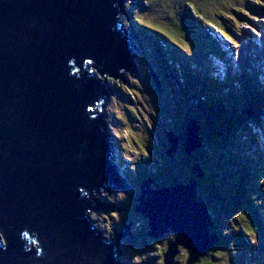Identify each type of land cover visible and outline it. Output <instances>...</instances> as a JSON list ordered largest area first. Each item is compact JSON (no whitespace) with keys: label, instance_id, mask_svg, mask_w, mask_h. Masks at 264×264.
<instances>
[{"label":"water","instance_id":"water-1","mask_svg":"<svg viewBox=\"0 0 264 264\" xmlns=\"http://www.w3.org/2000/svg\"><path fill=\"white\" fill-rule=\"evenodd\" d=\"M122 8V0H0V264H121L90 212L113 209L92 193L118 181L97 107L102 76L121 81L122 70L134 71ZM195 122L185 125L186 154L201 145ZM166 136L171 156L178 139ZM150 182L134 210L148 235L176 234L163 264L174 263L180 246L206 253L217 235L196 179L157 189Z\"/></svg>","mask_w":264,"mask_h":264},{"label":"rangeland","instance_id":"rangeland-1","mask_svg":"<svg viewBox=\"0 0 264 264\" xmlns=\"http://www.w3.org/2000/svg\"><path fill=\"white\" fill-rule=\"evenodd\" d=\"M250 1L247 0V2ZM252 3L262 6L261 8L252 7L259 12V18L249 17L248 20L245 17H240L239 20L234 18L236 22L228 19L229 22H226V24L234 30L233 33L228 34L229 32L223 30L215 20H209L205 13L199 11L202 5L200 2L197 4L195 0L122 1L124 11L119 13L118 20L123 26L122 29L131 36L133 42L131 61L135 72L123 71L124 79L121 78V81L108 75L104 76L106 81L109 82L111 90L108 93V100L103 104L100 111L104 121H108L107 126L114 147V161L117 164L115 174H119L122 188L115 184L109 187V190L100 189V193H96V198L102 201L104 205L107 202H112L113 209L107 213L90 212L95 229L104 237L114 240L121 264H162L163 255L161 250L167 249L169 240L173 239L176 234L169 229L162 231V234L158 237L148 235L146 233L148 230L147 220L134 210L133 207L136 204L134 199L139 195L140 186L145 180L151 179L150 185L156 187L161 183L169 184L170 182L183 181L185 173H190V178L194 177L193 167L189 162H186V159L189 161L191 158L198 159L209 176H217L220 180L219 183L222 182L228 189L231 185L234 186L233 198L234 196L238 197V195L241 197V192L244 190L246 197L250 196L253 200L262 202L259 206L264 208V203L261 200V187L262 192L264 190V118L252 117L249 129L244 122L243 129L241 128L235 134L230 133L241 127L239 124H242V122H238L248 113L249 106L253 101L250 95L256 96L255 92H251L248 77L241 74L238 78L239 83H244L240 100L235 101V99L232 100V98L226 97L223 105V103L218 102L207 104L209 102H206L205 98H201V101L206 102L203 103V107L194 108L190 103L187 104L188 102L182 105L179 99L184 98L185 92L188 93L191 90H185L186 83L179 82L172 70H170L171 74L169 73V63L165 61L164 54L166 51L159 47V43L173 40L174 36L166 28L169 27L171 20L176 19L179 26H182L187 16L189 22L191 17L194 16L202 21V29L209 37L216 39L217 45L222 49L223 54L230 58L229 65L231 68L229 71L234 75L241 72L242 66H247L250 69L248 72L252 75L251 77L257 80L259 87L257 90H259V93L260 91L264 92V0ZM183 4L190 7L192 16L190 14L186 15V10L182 8ZM223 4L226 6L225 3ZM240 5L242 7L239 9L243 13L253 14L249 9V4L242 5L241 3ZM236 9H238V6L232 4L226 7V12H232ZM131 16L140 23V27L135 30H133L135 26ZM230 17L232 18L231 13ZM209 22H213L220 27L230 39L222 36ZM153 31L160 33V35L153 33ZM184 33L185 35H196L191 29ZM174 39L178 40L177 43L185 51L193 52L195 56L199 54L195 47L191 49V45L185 42L184 38L174 37ZM210 59L215 76L217 79H223L222 67L227 68L225 63L216 59V57H210ZM153 75H157L158 83H156ZM225 89L227 90V88ZM193 96L196 97L197 95L194 94ZM193 96L189 97L191 103L195 101ZM215 106L216 109L213 108ZM177 107L179 108L178 111ZM176 117L178 118L177 122L180 121V125L191 121V119L194 122L197 120L196 122L200 126L197 133L204 140L210 152L209 154L203 155L200 148L195 147L191 150V154L180 156L179 149L176 148L175 151L171 152V156H167L166 152L170 145L165 131L169 132L168 130L175 126H170V123L174 124ZM237 133L244 136L245 147L243 149L248 151L251 158L255 157V163L252 162L249 168L244 169V171L237 170L234 174L233 172L236 170L232 171V168H237V165L231 164V168L228 166L223 168L221 158L222 155H231L233 150H237L238 145L233 143ZM182 137H184L183 132ZM212 150H215V154L210 158L208 155H212ZM257 151L260 158L256 156ZM195 169L198 174L199 169H197V166ZM147 171H153L154 174L151 176ZM145 175L155 178L143 180ZM121 178H124L123 181ZM231 178L233 179L232 182H230ZM241 179L243 181L239 182L238 180ZM196 189L197 197L200 199L201 193L198 190V184ZM203 194L202 196L205 197L209 195L207 191ZM232 197L227 202L225 200V202H220L211 198L210 203L212 204L210 205L213 206H211V209L215 208L220 213L224 210L223 214L225 216L223 217L222 227L225 229L230 224L231 217L237 219L238 214L236 212H244L249 225L241 224V227L246 231H250L253 238L250 243L254 245V253L259 258V264H264V245L258 238L256 230V226L261 230V222L253 214L250 205L244 206L239 201L238 203L233 202L228 207L232 202ZM228 229L232 230L230 227ZM262 235H264V232ZM235 244L239 246L240 250H243L240 244L237 242ZM228 249L229 247L225 248V250ZM225 250L222 249L221 243L209 248L206 251V253H209L208 264H238L235 262L236 260L234 262L231 260V253L228 254ZM237 253L239 255L236 256L239 257L241 252L238 248ZM194 257L193 253L180 246L174 259L177 261L176 264H191ZM250 257L249 259H252Z\"/></svg>","mask_w":264,"mask_h":264},{"label":"trees","instance_id":"trees-1","mask_svg":"<svg viewBox=\"0 0 264 264\" xmlns=\"http://www.w3.org/2000/svg\"><path fill=\"white\" fill-rule=\"evenodd\" d=\"M195 1L197 2V4H198V2H200L202 5V7L199 9V11L205 13L209 20H213V21L215 20L223 30H226L229 32L228 34L233 33L234 30H232V28L228 24H226V22H229V20L236 22L234 20V18L239 20L240 17H242V18L245 17L247 20L249 19V17H254L255 19H257V18H259V12L257 11V9H254L252 7H257V8L262 7L260 5H255V3L254 4L252 3V2L258 3V1H260V0H251L250 2H247V0H195ZM223 3H225L226 6H224ZM241 3H242V5L243 4L244 5L249 4V6H250L249 9H250V11L253 12V14L251 15L248 12L243 13L239 9L242 7L240 5ZM232 4H236L238 6V9H236L232 12H229V11L226 12V7H228L229 5H232ZM182 8H184L186 10V15L190 14L192 16V13L190 11L189 6H187L186 4H183ZM230 13H231L232 18L230 17ZM131 20L133 21L134 26H135V28H133V30L140 27L139 26L140 23L137 21L136 18L131 16ZM187 21L189 22L188 16H187V18H185V23L182 26H179L176 19L171 20L169 23L170 24L169 27H166V28H168L170 30L172 36L184 38L185 42H187L188 44L191 45V49H194L193 47H195L199 53L197 56H195L193 54V52L189 53V52L185 51L184 49H182L180 47V45L177 43L178 40L174 39V37H173V40H167L166 42L164 41V43H162V42L159 43V47H161L164 51H166L164 53L166 60L165 59L164 60L166 62L168 61V63H169V67H168L169 73H170V70H172L173 74L175 75V78H178L179 82H182L184 84L186 83L185 84L186 86H184L185 90H188V89L191 90V92L189 90H188L189 91L188 93L185 92L184 98L179 99L182 102V105H184V104H186V102H188L187 104L190 103V105L193 106L194 108H198V107H203V103L205 101L209 102L207 104L218 102L221 104L223 103V105H224L225 104L224 98H226V97H228L229 99L232 98V100L235 99V101L240 100V95L242 94V92L244 90V83H239L238 78L240 77L241 74H243L244 76L248 77V83L250 85L249 87L251 88V92L252 93L255 92V94L257 93L256 96L250 95L251 98L253 99V101L250 104L249 108L253 109L256 112L255 115H257V117L261 116L264 118V102H263L264 101V92L260 91V93H259V90H256L259 87L256 83L257 80L250 77V76H252L248 72L250 69L244 65L241 67L242 68L241 72L238 75L237 74L233 75L232 72L227 70V74H225L223 79H217L215 77L214 67H213V64H212L209 56H216V57L220 58V55L217 53V50L214 49V48H219V46L217 44H215L216 41L213 38L209 37L207 35V33L202 29L203 24H202L201 20L196 19V17L192 16L191 21L189 23ZM209 24L213 25L216 28V30L222 36L226 37L227 39H230V37L227 36L226 33H224L221 30V28L218 27L215 23L209 22ZM189 29L193 30L197 36L193 35V34L185 35L184 32H187ZM153 33L160 35V33L156 32V31H153ZM251 56H252V54H251ZM166 62H165V64H166ZM226 86H227V90H225ZM194 94L197 96L196 97L193 96ZM191 96H193L195 98V101L192 103L189 100V97H191ZM166 98L168 99V97H166ZM201 98H205V101H201ZM193 107H191V109L194 111ZM213 108L216 109V106ZM178 110H179V108L177 107V111ZM186 110L188 111V108ZM239 118H241V117H239ZM177 120H178V118L176 117V122L174 124L170 123V126H173V125H175V126L172 127V129L170 128L171 130H168V131L173 133V135L177 136L178 145H179L178 146L179 148H177V150L179 149L178 153H180V156H184V154H186V153L183 152L184 150L181 146V142L183 140L182 132L184 133L185 125L188 121L184 122V123H182V125H180V121L177 122ZM191 120H193V119H191ZM240 120L241 121H239L238 123L242 122V124H239V125H241V127H238L237 129H235L236 131H231L230 132L231 134L232 133L235 134L238 130H240L242 128L244 122H245V125L247 126V128L249 129V126L252 123L250 121L251 120L250 117L244 115V118H241ZM201 128H202V126H201ZM199 132H200V130H199ZM165 135H166V131H165ZM236 135L237 136H235V140L233 141V143H236L238 145L237 150H233V148H232L233 152L231 153V155L225 154V155H222V158H221V161H223L221 163V166L223 168L227 167V166L230 167L231 164L237 165V168H234V169L232 168V171L236 170L233 172L234 174L237 172V170L244 171V169L249 168V166L251 165L252 162L255 163V157L251 158V156L248 155V151H246V149H243V147H245L244 146L245 140L243 139L244 136L241 135L240 133H237ZM199 138H200V143H201V145L199 147L201 150V153L203 155L209 154L210 152L208 151V149L204 143V140L202 139L200 134H199ZM213 149H215V148L213 147ZM211 153H212L211 156L208 155L210 158H212L213 155L215 154V150H212ZM259 155L260 154L257 151L256 156L258 158H260ZM167 156L169 157V155H167ZM186 162H189V164H191V167L197 166L200 168L201 176L198 177L197 173L195 172V176L194 177L192 176V178H195L197 181V184L199 187L198 190H200V193H201L200 200L205 201L207 203V207L209 208L210 216L212 219V226L210 228V232L217 235L216 245H218V243H221V247H222V249L224 248V250H225V248L227 249L229 247V249L225 250V251L228 254L231 253L232 257H230V258L233 262L236 260L235 262H237L238 264H244V262H246V264H259V262H260L259 258L254 253V245L250 243V241H253V238L250 234V231H246L241 227V224L249 225L248 218L244 216V212L243 211L236 212L238 214L236 220L233 219L232 217L230 218L231 222L228 225V227H230L232 230H229L228 227H227V229L222 227L223 217L225 216L223 214L224 210L222 213H220V212H217L215 210V208H213V210L211 209V206H212V205H210V204H212V203H210L211 198L216 199L217 201H220V202H225V201L227 202V200L232 197V192L234 193V189H235V188H233L234 186L231 185V187L228 189L227 187L224 186V184L222 182L219 183L220 180L217 176L216 177H214V175L209 176V174H207L205 172V170L203 169L202 164L198 159L191 158L190 161L186 159ZM257 163H259V162H257ZM186 166H188V164H186ZM216 170H218V169H216ZM147 173L151 174V176L154 174L153 171H149V172L147 171ZM151 176L145 175L143 177V180H145L146 178L147 179L148 178L149 179L155 178V177H151ZM190 177H191L190 173L189 174L185 173L183 181L173 182V183L170 182L169 184L161 183V184L157 185L156 187H152L150 185L149 188L152 187L154 189H157V188H163V187H171L176 183H188V181L191 179ZM208 177H209V181H208ZM232 181H233V179L231 178L230 182H232ZM238 181L242 182L243 179L238 180ZM238 185H239V183H238ZM261 186H263V185L261 184ZM140 189H141V186H140ZM205 191H207L209 194L207 197L202 196V195H204L203 192H205ZM238 197H239V199L240 198L241 199L239 200ZM238 197L237 196H234V198L232 197V202L230 203V205H228V207H230L233 204V202L238 203L239 201H241V203L244 204V206L250 205L252 207L253 214L256 215L258 221L261 222V230L257 226H256V230H257L258 238L261 240V243L264 245V235L261 236V234H263V232H264V227H263V225H264V208H262V207L260 208V206H259L260 203H262V202H260L258 200L255 201V200H253V198H250V196L246 197L244 195V190L241 192V197L239 195H238ZM261 200L264 203V190L262 192V187H261ZM135 203H137V202H135ZM106 205L109 206V203L107 202ZM239 205H240V203H239ZM132 206H133V204H132ZM245 211L247 212L246 207H245ZM146 233H147V231H146ZM174 237H173V239H174ZM173 239L169 240V242H171ZM235 242L240 244V246H241V248H243V250L242 249L240 250L239 246H237L235 244ZM237 248L241 252L239 257L236 256V255H239L237 253ZM164 251H165L164 249L161 250L162 255H163ZM249 256H251L250 258H252V259H249ZM208 257H209V253L202 254L200 256H195L194 260L191 262V264H208V261H207ZM161 263L163 264V260H161ZM176 263H177V261H176V259H174L173 264H176Z\"/></svg>","mask_w":264,"mask_h":264},{"label":"clouds","instance_id":"clouds-1","mask_svg":"<svg viewBox=\"0 0 264 264\" xmlns=\"http://www.w3.org/2000/svg\"><path fill=\"white\" fill-rule=\"evenodd\" d=\"M123 11H124V7L121 9L120 12H123ZM129 40L131 41V38H130ZM131 42H132V41H131ZM132 43H133V42H132ZM132 54H133V53H132ZM132 54H131V59H132ZM131 63H132V61H131ZM132 66H133V64H132ZM123 71H124V70H122V78H124V77H123ZM104 76H106V75H104ZM104 76H102V80H103V82H104V85H105L106 89L110 92L111 87L109 86V82L106 81V79L104 78ZM156 76H157V75H156ZM156 76L153 75V78H155L156 83H158V80H157ZM254 79H255V78H254ZM256 90H257V89H256ZM107 100H108V94H107V96H106L104 102L101 103V108H100V109L98 108V111H99V112L102 110V106H103V104H105V102H106ZM252 111H253V110H252ZM248 113H250V112L248 111ZM248 113H246L245 115H246V116H249ZM195 121H197V120H195ZM96 199H97V198H96ZM98 201H99V200H98ZM101 203H103V202L101 201ZM105 205H106V204H105ZM112 205H113V204H112ZM113 242H114V240H113ZM216 242H217V241H216ZM216 242H214L210 248H212V247L216 244ZM117 257H118V254H117Z\"/></svg>","mask_w":264,"mask_h":264},{"label":"bare ground","instance_id":"bare-ground-1","mask_svg":"<svg viewBox=\"0 0 264 264\" xmlns=\"http://www.w3.org/2000/svg\"><path fill=\"white\" fill-rule=\"evenodd\" d=\"M122 1H123V0H122ZM211 38H212V37H211ZM213 39H215V38H213ZM215 40H216V39H215ZM124 71H125V70H124ZM133 72H135V70H134ZM133 72H132V73H133ZM121 78H122V77H121ZM116 79H118V78H116ZM123 79H124V78H123ZM118 80H119V79H118ZM121 80H122V79H121ZM202 120H203V119H202ZM105 122H106V124H107L108 121L106 120ZM115 165H116V163H115ZM156 169H157V168H156ZM100 191H101V190H98L97 192L100 193ZM97 192H96V193H97ZM96 200H98V199H96ZM99 201H100V200H99ZM100 202H101V201H100Z\"/></svg>","mask_w":264,"mask_h":264},{"label":"flooded vegetation","instance_id":"flooded-vegetation-1","mask_svg":"<svg viewBox=\"0 0 264 264\" xmlns=\"http://www.w3.org/2000/svg\"><path fill=\"white\" fill-rule=\"evenodd\" d=\"M112 202H109V205L111 204ZM112 205V204H111Z\"/></svg>","mask_w":264,"mask_h":264}]
</instances>
